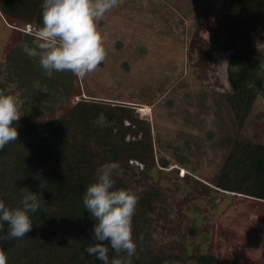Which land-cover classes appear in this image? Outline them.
Segmentation results:
<instances>
[{
	"label": "rangeland",
	"instance_id": "374dc122",
	"mask_svg": "<svg viewBox=\"0 0 264 264\" xmlns=\"http://www.w3.org/2000/svg\"><path fill=\"white\" fill-rule=\"evenodd\" d=\"M42 2L0 0V92L21 94L20 119L52 120L83 100H139L144 118L149 114L155 123L154 158L118 161L114 177L134 195L149 197L145 228L152 252L162 264H204L200 256L213 264H264V201L217 187L236 137L264 143V34L256 20L230 11V0H119L99 21L106 58L81 78L70 71L47 75L38 58L22 51L31 39L24 28L39 27ZM241 48L247 50L233 56L247 53L251 67L234 73L227 58ZM211 67L216 74L204 78ZM211 78L230 91L257 89L240 129L225 106L226 90L218 95ZM89 145L94 168L113 161L97 140Z\"/></svg>",
	"mask_w": 264,
	"mask_h": 264
},
{
	"label": "trees",
	"instance_id": "16d2710c",
	"mask_svg": "<svg viewBox=\"0 0 264 264\" xmlns=\"http://www.w3.org/2000/svg\"><path fill=\"white\" fill-rule=\"evenodd\" d=\"M227 7L255 19L264 34V0H230ZM37 20L41 26L42 15ZM242 49L235 50L231 60L248 72V54L233 56L247 50ZM234 88L229 103L240 129L253 107L257 89ZM144 111L131 103L83 100L52 120L16 122L17 139L0 148V199L15 207L23 195L21 189L27 187L40 193L41 210L33 214L32 229L24 237L0 242L6 249L7 264H102L84 250L92 243L95 223L83 206L84 191L97 170L91 165L89 140L94 138L105 146L108 159L150 163L154 158L153 131L151 121L142 116ZM128 135L141 137L126 140ZM114 180L115 187L123 188L139 205L132 223L136 254L131 264H162L163 257L150 248L145 228L149 197L134 195L120 179ZM217 187L264 201V143L236 137L219 171ZM7 231L5 222L3 232ZM138 240L143 241L140 248H136ZM109 259L113 264H125V258L114 257L111 252ZM199 260L213 264L206 256Z\"/></svg>",
	"mask_w": 264,
	"mask_h": 264
},
{
	"label": "clouds",
	"instance_id": "9594fccd",
	"mask_svg": "<svg viewBox=\"0 0 264 264\" xmlns=\"http://www.w3.org/2000/svg\"><path fill=\"white\" fill-rule=\"evenodd\" d=\"M119 0H43L42 25L32 32L31 44L22 51L29 58H38L47 75L54 71H70L85 77L104 61L107 55L104 33L99 21L105 13L118 7ZM23 100L19 92H0V148L18 137V122ZM118 161L102 164L83 194V206L95 221L92 243L85 252L102 264H113L114 257L131 264L136 249L132 246V223L139 207L123 188L115 187ZM19 205L9 207L0 199V242L22 238L31 231L33 214L41 210L40 193L21 189ZM5 222L7 233L3 232ZM143 241H136L140 248ZM0 264H7L6 249L0 243Z\"/></svg>",
	"mask_w": 264,
	"mask_h": 264
},
{
	"label": "crops",
	"instance_id": "0c3cea01",
	"mask_svg": "<svg viewBox=\"0 0 264 264\" xmlns=\"http://www.w3.org/2000/svg\"><path fill=\"white\" fill-rule=\"evenodd\" d=\"M230 17H231V20H233V19H235V14H233V13H231V12H228L227 13ZM220 17V16H219ZM22 29V28H21ZM26 28H24V30H25ZM20 31H22V30H20ZM29 31H31V30H25V31H23V32H26V35H27V39H29V38H31L29 41H26V42H31L32 41V32H29ZM257 32H259L258 30H257ZM28 33V34H27ZM30 33V34H29ZM261 35V34H260ZM26 37V36H25ZM231 38H232V40H234V38H233V36L231 35ZM15 48V47H14ZM237 48V47H236ZM235 48V49H236ZM13 52V51H12ZM234 52V51H233ZM230 55L228 56V62L229 63H232V65H231V68L233 69V70H238V71H240L241 69H242V67H240L238 64H237V62H235L234 60H231L230 59ZM213 67H211V73H207L206 71H205V74H203V76H204V78H206L207 79V77H213V75L214 74H216L215 73V70L216 69H213ZM223 70V69H222ZM244 73V72H243ZM208 74H209V76H208ZM187 75H184L183 77H186ZM213 80V78H211L210 79V82L211 83H209V84H212V85H214V87H215V89L213 88V90H215L216 91V93L218 94V95H220L221 96V92L222 91H224V90H226V97H225V100H226V102H227V104H226V102H225V106L226 105H228V107H229V111H232V113H233V115H234V110H233V108H232V106L230 105L229 106V97H231V95L230 94H232L233 92H234V90H233V88H232V91H230V89H229V86H228V83H225L224 85H222L220 82H213L212 81ZM207 83V82H206ZM219 90H220V92H219ZM214 91V92H215ZM228 95H230V96H228ZM131 104H134V105H137V106H142L141 104L142 103H139V100L137 101V102H132ZM143 106H147V107H149L148 106V104H146V103H143ZM231 109V110H230ZM145 110V109H144ZM142 116L144 117V114L142 113ZM150 117V115L148 114L147 115V117L146 118H148V119H150L149 118ZM152 127H153V129L155 128V123L154 122H152Z\"/></svg>",
	"mask_w": 264,
	"mask_h": 264
},
{
	"label": "bare ground",
	"instance_id": "6f19581e",
	"mask_svg": "<svg viewBox=\"0 0 264 264\" xmlns=\"http://www.w3.org/2000/svg\"><path fill=\"white\" fill-rule=\"evenodd\" d=\"M25 30H27V29H25ZM146 108H147V106H146ZM143 109H145L144 107H143ZM148 110V109H147Z\"/></svg>",
	"mask_w": 264,
	"mask_h": 264
}]
</instances>
